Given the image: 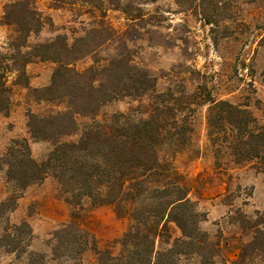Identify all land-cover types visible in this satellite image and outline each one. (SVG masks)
Wrapping results in <instances>:
<instances>
[{
	"label": "rangeland",
	"instance_id": "374dc122",
	"mask_svg": "<svg viewBox=\"0 0 264 264\" xmlns=\"http://www.w3.org/2000/svg\"><path fill=\"white\" fill-rule=\"evenodd\" d=\"M17 0H0V47L14 29L3 23L6 8ZM42 26L27 38L29 47L53 42V49L71 46L69 56L79 58L71 67L81 72L103 67L115 57L147 70L157 79V93L167 89L194 88L247 109L264 126V0H120L121 10L104 0H32ZM102 2V3H101ZM85 37L79 44L75 41ZM108 40L103 43L104 40ZM56 64L32 59L25 68L28 89L12 86L11 104L0 114V157L12 140L25 139L32 158L42 162L52 148L47 141L30 137L28 118L62 110L40 101L32 90L50 85ZM147 98H123L99 110L96 121L112 115L144 110ZM206 106L194 114L192 151L183 152L174 164L187 179L189 198L206 219L199 224L209 241L218 247L214 264H264V168L257 161L217 165L206 139ZM134 116H137L134 114ZM87 121V120H86ZM75 140L63 138L61 142ZM193 151L198 154L194 155ZM3 168V167H2ZM17 197L12 212L0 218L3 229L27 223L31 234H22L18 245L0 241V264H58L52 248L55 233L68 224L72 213L82 217L89 233L83 264H97L96 250L109 247L117 253L116 241L128 221L108 206H91L84 200L75 208L64 200L57 182L47 177L22 191L7 181L0 170V203ZM174 237L179 231L173 226ZM5 246V247H1ZM13 248H16L15 251Z\"/></svg>",
	"mask_w": 264,
	"mask_h": 264
},
{
	"label": "trees",
	"instance_id": "16d2710c",
	"mask_svg": "<svg viewBox=\"0 0 264 264\" xmlns=\"http://www.w3.org/2000/svg\"><path fill=\"white\" fill-rule=\"evenodd\" d=\"M103 2L121 10L120 0ZM32 3L17 0L4 11L3 23L14 32L0 47V114L9 111L12 86L29 88L25 68L34 58L50 61L56 68L50 85L32 92L62 110L29 116L30 137L50 142L52 148L37 163L25 139L12 140L0 157L7 181L22 191L51 177L69 205L79 208L86 200L93 207H111L119 218H126L127 228L116 241L118 252L109 247L96 250L97 264H214L218 246L199 228L205 213L190 200V184L175 166V158L192 151L193 118L200 106L207 107L206 139L217 165L221 160L233 165L257 161L264 168V126L239 105L208 93L200 96V87L157 93L156 77L134 67L126 57L79 72L71 67L79 59L69 56L71 46L56 50L50 42L29 47L27 38L42 26ZM9 76H13L12 86ZM123 98H147L148 104L143 111L95 120L102 106ZM71 137L75 140L60 141ZM16 200L12 196L0 203V218L15 209ZM82 220L72 213L69 223L55 233L52 257L64 258L58 264H83L81 256L90 235ZM171 226L179 231L178 237ZM9 229L0 236L8 246L18 245L20 235L31 234L27 223Z\"/></svg>",
	"mask_w": 264,
	"mask_h": 264
}]
</instances>
